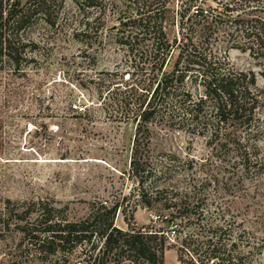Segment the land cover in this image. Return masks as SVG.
Listing matches in <instances>:
<instances>
[{
    "label": "trees",
    "instance_id": "obj_1",
    "mask_svg": "<svg viewBox=\"0 0 264 264\" xmlns=\"http://www.w3.org/2000/svg\"><path fill=\"white\" fill-rule=\"evenodd\" d=\"M72 1L75 12L62 18L73 36L90 46L101 42L104 31H114L129 74L135 76L121 95L119 112L135 122L129 160L133 190L147 208H170L161 220L175 224L176 242L164 228L118 226L119 200L110 205L94 200L86 216L70 219L65 206L47 198H6L0 234L21 232L24 250L51 264H66L71 256L79 257V264H166L170 246L186 264H243L247 254L238 248L226 210L205 214V199L195 184L182 190L161 186L180 157L163 153L165 164L152 163L149 125L163 123L207 137L209 143L233 142L243 171L264 173L259 144L264 140V89L254 71L235 68L223 52L248 50L264 63V0H177L176 7L171 0ZM64 7L65 0H0V68L7 63L19 68L21 59H28L24 31L39 20L59 23ZM108 15L114 23L106 24ZM17 255L13 264L20 263Z\"/></svg>",
    "mask_w": 264,
    "mask_h": 264
},
{
    "label": "rangeland",
    "instance_id": "obj_2",
    "mask_svg": "<svg viewBox=\"0 0 264 264\" xmlns=\"http://www.w3.org/2000/svg\"><path fill=\"white\" fill-rule=\"evenodd\" d=\"M176 3L170 2L174 7ZM73 12V1L65 0L59 23H33L23 33L28 59H21L19 68L11 63L0 68V208L6 198L42 197L65 206L67 217L78 219L89 213L94 200H106L107 205L119 200L114 219L118 226L164 228L170 242H176L171 233L175 224L161 220L170 208H147L133 190L129 160L135 122L120 118L119 112L121 95L128 93L135 76L129 74L114 31H104L101 42L90 46L73 36L62 18ZM114 22L108 15L106 24ZM223 52L235 68L254 71L264 89L259 58L239 48ZM149 126L152 163L165 164L163 153L180 157L170 165L173 176L161 186L182 190L195 184L205 199V214L218 216L226 210L238 248L247 254L243 264H264V173L244 172L235 161L239 158L233 142L209 143L207 137L163 123ZM259 144L264 152V140ZM189 162L192 166L186 167ZM22 237L16 230L0 234V264H13L17 253V264H51L28 254ZM78 259L71 256L66 264H79ZM164 260L186 264L174 246L165 250Z\"/></svg>",
    "mask_w": 264,
    "mask_h": 264
}]
</instances>
